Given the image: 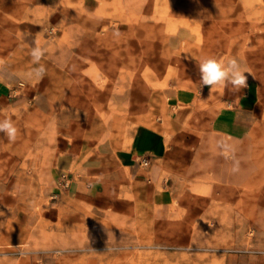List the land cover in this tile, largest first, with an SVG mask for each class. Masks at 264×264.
<instances>
[{
	"label": "rangeland",
	"instance_id": "374dc122",
	"mask_svg": "<svg viewBox=\"0 0 264 264\" xmlns=\"http://www.w3.org/2000/svg\"><path fill=\"white\" fill-rule=\"evenodd\" d=\"M208 57L246 69L238 101L200 87ZM0 94L32 101L0 100L18 128L0 133V264H264V0H0ZM96 118L132 149L104 179L83 168ZM62 173L119 190L120 212L55 195Z\"/></svg>",
	"mask_w": 264,
	"mask_h": 264
},
{
	"label": "crops",
	"instance_id": "0c3cea01",
	"mask_svg": "<svg viewBox=\"0 0 264 264\" xmlns=\"http://www.w3.org/2000/svg\"><path fill=\"white\" fill-rule=\"evenodd\" d=\"M225 97L227 99H234L238 101L243 95H245L244 88L240 91H236L231 85L224 90ZM249 95V94H248ZM0 100L10 107H19L25 103H32L28 98H18V97H4L0 94ZM217 113L213 115L216 117ZM102 126L98 123V119L94 120L92 127H89L90 135L87 137V151L91 154L87 158H84L85 168L84 172L87 176H100L101 178H107L109 174L106 170L109 167H120V154H128L132 149L127 147V138L123 140L122 146L126 148H120V143L114 147L107 144L101 135L99 136V131ZM128 137V136H127ZM127 143V144H126ZM155 169H153L154 171ZM151 171L144 168H139L135 171L132 178L127 181L125 187V192L129 196V203H132L137 211H145L150 208V203L153 202L155 190H156V180L151 175ZM85 178L80 180H73L66 189H62L55 184L56 189L53 192L62 193L64 195H70L74 198L81 200L94 201L98 205H106L115 212H120L119 210L123 207L124 202L116 197L119 194V190L112 192L113 188L111 186L104 185L97 180H93L90 183H85ZM55 195H58V194ZM117 193V194H116ZM122 193V192H121Z\"/></svg>",
	"mask_w": 264,
	"mask_h": 264
},
{
	"label": "clouds",
	"instance_id": "9594fccd",
	"mask_svg": "<svg viewBox=\"0 0 264 264\" xmlns=\"http://www.w3.org/2000/svg\"><path fill=\"white\" fill-rule=\"evenodd\" d=\"M30 55L33 63L39 64L44 51L39 46H36L31 49ZM196 62L200 72L199 83L201 88L207 86L211 89L220 85L224 87L231 85L236 91H240L247 87L248 76L246 75V69L243 68L236 58H232L226 63L213 57L204 58ZM36 71L38 75L42 76L45 69L40 66ZM0 133H3L9 141L14 142L17 139L18 128L11 119L0 120ZM222 147L226 152L232 151L227 145ZM239 164V160L233 157V172L239 170Z\"/></svg>",
	"mask_w": 264,
	"mask_h": 264
},
{
	"label": "built area",
	"instance_id": "2783aa9c",
	"mask_svg": "<svg viewBox=\"0 0 264 264\" xmlns=\"http://www.w3.org/2000/svg\"><path fill=\"white\" fill-rule=\"evenodd\" d=\"M70 178L66 173H62L60 176L59 184L63 185L64 187H68L70 185Z\"/></svg>",
	"mask_w": 264,
	"mask_h": 264
}]
</instances>
